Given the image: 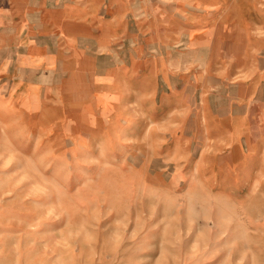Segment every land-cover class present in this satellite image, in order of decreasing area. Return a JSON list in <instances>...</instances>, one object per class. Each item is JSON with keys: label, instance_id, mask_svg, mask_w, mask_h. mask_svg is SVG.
Wrapping results in <instances>:
<instances>
[{"label": "rangeland", "instance_id": "374dc122", "mask_svg": "<svg viewBox=\"0 0 264 264\" xmlns=\"http://www.w3.org/2000/svg\"><path fill=\"white\" fill-rule=\"evenodd\" d=\"M51 1H94L91 29L46 37L37 5L0 0V264H264V20L202 52L143 0L125 32L102 0ZM219 58L261 76L234 135L202 132L203 103L230 125L238 94L202 89Z\"/></svg>", "mask_w": 264, "mask_h": 264}, {"label": "crops", "instance_id": "0c3cea01", "mask_svg": "<svg viewBox=\"0 0 264 264\" xmlns=\"http://www.w3.org/2000/svg\"><path fill=\"white\" fill-rule=\"evenodd\" d=\"M143 1L141 3V0H102V3L108 4L110 8L113 6L117 10L114 11L116 14L113 20L122 21L120 22L121 29H123L121 31L124 32L125 30L127 31L128 27V15L138 14L139 8L137 5L141 3V10L144 16L154 19L158 17L157 15H160L161 19L166 20V27L160 33L161 35L170 36L173 41L179 40L176 37H185V43H189L190 46L202 50V52L207 51L206 49H215L231 43L243 46L247 50L252 43V37L260 34L256 31L257 28L251 26L252 24L249 21L254 20L255 17L264 20V8L254 9L256 0H193V4L198 5L202 9L201 16L196 15L194 17L182 14L186 6L191 8L189 5L192 4V0H180L174 4L158 2V0L150 4L146 3L145 0ZM29 2L37 5L36 8H30L29 11L35 15L37 14L36 16L41 21L43 20L41 29L46 37H53L56 33H60L61 35L69 36L73 41L80 22L87 31L92 27L90 20L94 18L95 14L94 1L86 5L73 2L65 4L54 2L53 4L51 0H29ZM258 3L264 4V0H258ZM164 4L166 5L163 6ZM176 4L183 7L180 9L181 12L183 11L182 13H178L180 10L178 9L179 7H176ZM176 13L182 15L177 16ZM143 28L150 36L159 35V32L153 29L152 26ZM109 32L111 33L110 30ZM107 35L110 34L107 33ZM103 36H105L104 33ZM257 45L260 46L259 44ZM191 52L190 50L189 53ZM230 65V61L220 58L202 63V68L206 69L201 77L203 90H211L210 80L221 84L234 81L239 84L236 101L232 104V114L228 116L231 124H223L222 119H219L220 116L203 103L202 132L217 133L218 131H224L231 132L234 135L236 131L242 130V125L247 121L250 97L252 98L257 93V86L260 82L258 78L261 76L257 77L255 70H246V68H249L247 60L238 73L233 71L228 74L227 68ZM262 65H264L263 61H259L258 67H262ZM112 83H115V79ZM175 94L179 101H184L182 92ZM203 101L205 100L203 99Z\"/></svg>", "mask_w": 264, "mask_h": 264}]
</instances>
